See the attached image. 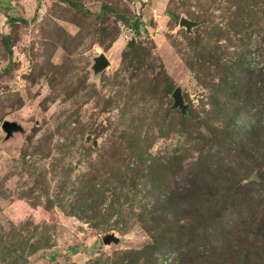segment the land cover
<instances>
[{
  "label": "rangeland",
  "instance_id": "rangeland-1",
  "mask_svg": "<svg viewBox=\"0 0 264 264\" xmlns=\"http://www.w3.org/2000/svg\"><path fill=\"white\" fill-rule=\"evenodd\" d=\"M182 17L197 25L186 31ZM245 46L251 70L261 67L264 0H0V264H121L120 252L151 242L139 214L159 197L178 196L181 216L191 184L202 193L198 206L223 183L204 235L220 242L222 264H264V177L233 185L264 173V157H247L243 133L212 143L240 95L212 100L220 73L192 66L209 48L233 60ZM100 53L109 64L95 72ZM252 73L264 93V78ZM176 87L184 111L173 106ZM5 121L16 124L10 134ZM160 173L164 187L151 182ZM169 230L181 235L171 248L203 240L201 230ZM105 234L116 241L104 243Z\"/></svg>",
  "mask_w": 264,
  "mask_h": 264
},
{
  "label": "trees",
  "instance_id": "trees-1",
  "mask_svg": "<svg viewBox=\"0 0 264 264\" xmlns=\"http://www.w3.org/2000/svg\"><path fill=\"white\" fill-rule=\"evenodd\" d=\"M72 4L79 7V5L74 2ZM130 27L133 29L134 33L138 34L141 31V22L139 20H134L130 24ZM133 44V40H130L127 43V47L131 48L133 47ZM215 53V48H209L204 54L205 58L202 56V58H196L192 62V66L199 69L203 68V65L205 66L206 63L211 64L213 65V68L220 73V79L216 83H210L209 87L212 90L210 98H212V100L213 98L217 99L220 95L222 96L224 91H231L230 93L232 95L240 96L238 99V105L231 111L229 121L225 124V127L219 131V134L212 130L210 140L213 144L221 146L226 143H231L232 136L235 133L246 134L247 141L245 140L246 142L242 143V145L245 144V148H247V157L252 160L255 157L262 159L264 157V147L261 145L264 144V96H262L264 93L259 90L258 87L260 86L256 85V81L254 82L250 78L251 74H253L252 72H255L254 75L260 79L259 82L261 84L262 78H264V62L261 67L257 69L255 68V71H252L249 64L252 50L246 46L236 53V57L233 60L222 59L220 55H216ZM199 81L202 83L201 80ZM252 87L253 89L254 87L256 88L253 90ZM210 103L212 104V107H215L213 101ZM241 116H243L246 121L243 120L239 122ZM183 118L188 119V117ZM252 142H254V144ZM252 145H255L254 150L251 147ZM152 175L151 182H154L155 185L164 187L167 184L165 183V176L167 174L164 175L163 173L161 177L154 174ZM258 177H264V173L261 170H257L256 174H249L248 176L241 178L236 183H233V185L237 189L242 188L243 190V188L246 189V187L255 184L256 178ZM132 180L133 179H131V182ZM89 183L93 188L96 185L92 179L88 180V184ZM191 185L192 186L189 188L190 190L188 189L190 194L187 195V192L186 194H182L184 204L191 205L189 207L184 206L181 216L177 214V209L173 208L174 203H177L178 199V196L174 194H166L163 197H159L158 207L146 214L148 218H145V213L139 214L140 221H142L148 234L151 236V242L145 244L140 249L124 250L120 252V255L122 256L121 264H135V261H137L139 257L148 254L151 255L153 264H158L166 259L165 253L172 252L174 254L167 264H222V252L219 253V256H215L214 254L215 252H219V249L222 248L220 242H218V239L216 238L217 241L215 240V242L220 244L221 247L217 244L214 246L213 243L215 242L204 234L205 230L206 232L208 230L210 233L209 227L213 228L211 225L215 220L214 218L217 217L219 213L220 203L222 202V198L227 192L229 186L226 188V185L223 183V186L220 187L222 193L218 190L213 194H208V192L207 194H203L205 196V201L198 206H193V202L196 201V198L199 199L202 193L197 191L196 187H198V184ZM194 189H196V191ZM168 208L170 209L167 210ZM93 209L95 208H92L91 210ZM194 217H196V222H193ZM149 220L153 222V226H151L150 229L148 228L149 226H147V223H149L147 221ZM173 225L174 228H176V232H178V227L180 225L182 232L187 231L188 234L186 236L191 235L196 230H201L202 236H198L197 233L196 237H202V242L199 245H194L190 243L191 240H188L186 243L187 245L179 244L178 247L171 248L169 245H172L173 243L176 244L181 237V235H179L178 238H175V236H169V229L172 228ZM213 232L215 231H212V233ZM178 233L180 234V232Z\"/></svg>",
  "mask_w": 264,
  "mask_h": 264
},
{
  "label": "water",
  "instance_id": "water-1",
  "mask_svg": "<svg viewBox=\"0 0 264 264\" xmlns=\"http://www.w3.org/2000/svg\"><path fill=\"white\" fill-rule=\"evenodd\" d=\"M179 25L185 27L186 31H189L191 27L196 26L197 22L187 19V18H180L179 19ZM109 64L108 59L103 53L98 54L96 57H94V63L92 68L95 72L100 71L104 68H106ZM172 98H173V106L179 107L182 111L185 110L186 105L183 102V98L180 92V88L176 87L172 92ZM16 127L15 123H9L7 121L2 123V129L7 133L10 134V132ZM95 143V142H94ZM104 243H110L111 241L115 242L116 237L112 234H105L102 238Z\"/></svg>",
  "mask_w": 264,
  "mask_h": 264
}]
</instances>
